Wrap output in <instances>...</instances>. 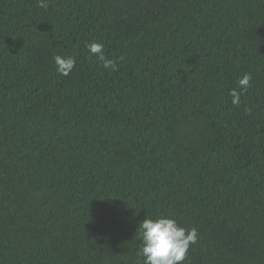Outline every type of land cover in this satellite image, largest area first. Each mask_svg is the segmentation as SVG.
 <instances>
[{
  "label": "trees",
  "instance_id": "trees-1",
  "mask_svg": "<svg viewBox=\"0 0 264 264\" xmlns=\"http://www.w3.org/2000/svg\"><path fill=\"white\" fill-rule=\"evenodd\" d=\"M48 2L0 0V264H143L161 215L264 264V0Z\"/></svg>",
  "mask_w": 264,
  "mask_h": 264
},
{
  "label": "clouds",
  "instance_id": "clouds-1",
  "mask_svg": "<svg viewBox=\"0 0 264 264\" xmlns=\"http://www.w3.org/2000/svg\"><path fill=\"white\" fill-rule=\"evenodd\" d=\"M38 3L41 8L49 7L48 0H38ZM86 47L91 55L103 62L105 69H117V61L106 58L103 43L94 41ZM54 61L56 71L63 76L69 75L76 66V59L71 56L56 55ZM251 81L252 74L244 73L238 81V87L230 90L234 106L241 103V95L251 87ZM138 231L142 240L138 255L144 257L143 264H183L191 246L199 240L198 229H186L175 218L164 215L156 218L146 216L140 222Z\"/></svg>",
  "mask_w": 264,
  "mask_h": 264
}]
</instances>
